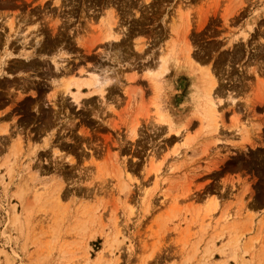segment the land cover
<instances>
[{"label":"rangeland","instance_id":"rangeland-1","mask_svg":"<svg viewBox=\"0 0 264 264\" xmlns=\"http://www.w3.org/2000/svg\"><path fill=\"white\" fill-rule=\"evenodd\" d=\"M109 10L120 62L96 38ZM175 40L194 61L171 59L154 90ZM42 45L111 81L70 103L50 54L26 56ZM0 47V264H264V0H0ZM208 68L235 98L214 132L191 100Z\"/></svg>","mask_w":264,"mask_h":264},{"label":"bare ground","instance_id":"bare-ground-1","mask_svg":"<svg viewBox=\"0 0 264 264\" xmlns=\"http://www.w3.org/2000/svg\"><path fill=\"white\" fill-rule=\"evenodd\" d=\"M106 15H107L106 17H100L98 19L99 20L98 21L99 31H97L96 38L106 40L105 43H107V45L104 49L105 50L107 49L108 51L104 52V56L108 57L109 59L112 57V60H116L117 62H120L121 60H123V59H121V58H123L122 57L123 54L121 53V47H119L116 43L119 42V35H120L119 33L123 32L124 30H123V27H121L120 30L119 29L117 30V29H114V27L112 26L114 24H117V22L115 21L116 20L115 15H113V12L111 10L107 11ZM112 15L114 16L115 19H113ZM182 20H183V18L179 17V20L176 22V24H174L171 27L169 35H176V37L180 36V30L182 28V26H181ZM113 43H115V45H113ZM175 43H177L176 40L171 42V43H166V45L161 49L160 54L157 56V60H156V64H155L156 69L154 72H152L149 75L150 84L154 90H158V88L160 87L159 82L157 81V78L159 76H161L163 73L167 72V70H168L167 66H168V63L171 61V59L177 57L178 55L180 56L178 58L184 57L183 56V54H184L186 56L184 58L187 59L186 61L190 64V66L192 64L189 61L190 60L194 61L189 56V53H188L189 51L187 49V46H188L187 43H185L183 49H181V50L176 48ZM77 44L79 46H82L81 39L77 41ZM60 45H61V47L65 46L64 44H60ZM139 45H141V43L138 40H136L133 42L132 48L134 50H136V49H138ZM62 49L63 48H58L55 46H45L44 47L42 45L39 47H35L33 49V52L32 51L27 52L26 56L31 57L34 54V52H35V54H37V52H39V51L40 52L46 51L48 54H50L51 57L49 58V62H51L52 66L54 68V74L57 76V77L53 78L52 85L54 87H57L58 89H62L63 91H61V93L63 95L66 93V95H67L66 97L71 101L70 103H73L76 106H78V105L82 104V102L85 100L84 98L82 100L81 95H84V94L79 89L82 85L87 87V88H96V89H98V92L100 94H102V92L104 91V85L109 83L111 81V78H108V77L100 78L99 74L93 73V72H85V77H82L81 75H78V76L73 75L69 71V67H67L63 63V62H65V60L60 58V56L64 53V52H61ZM0 52H1V49H0ZM58 52H60L59 55H57ZM18 62L19 61H16L17 64H21ZM23 65L24 66L19 65L20 68L17 66L19 68L18 70H22V67L27 66V68L29 69L28 71L34 70L35 72H37L36 71L37 67H35V64H33V62L32 63L27 62ZM12 68H9V70ZM15 69H16V67H15ZM18 70H17V72H18ZM20 72H23V71H20ZM203 72H204L202 74L203 78L201 79L202 87L199 86V87H201L200 89L197 90L195 88L194 91H192L193 93H192L191 100L193 101L194 106L198 109V112H199L198 115H199L200 119L204 120L207 123V125L209 127H211L212 132H214L217 130L218 119L221 116L219 113V110H218V106H220L219 104H221L222 100L219 97L225 96L224 92H226L227 99H230L231 104L234 103L235 98L233 97L232 91L228 92V90L224 91V89H222L223 88L221 85L222 83L219 80L221 78H217L215 76L216 74H214V71L209 70V68H208V69H205ZM83 80L85 82L81 83ZM16 83L14 81V84H12V86H10V87H13L12 90L14 89L15 93H18V94L20 93V92H17L18 90L23 92L27 89V85H30L28 83H27V85H25V84L17 85ZM15 84L18 87L15 86ZM71 88H73L72 91H71ZM263 94H264V91H263ZM50 97L55 98V93ZM62 97H64V96H62ZM67 98H65V99H67ZM57 100L58 99L56 97V101ZM61 100L63 101V98ZM55 105H56V103H53L54 107H55ZM153 122H155L158 125L167 126V129L169 130V132H174V134L179 133V131H177V130L174 131L171 129L170 117L168 114H166L164 112L161 113L159 111H155V114L153 116ZM258 131H259V128H258ZM239 132H240V136H242V135L245 136V138L243 139L244 143L250 142L251 138L248 135V131L241 129ZM130 133L132 134V136L136 135L135 127H132L130 129ZM252 145H253V143L251 142V146ZM215 207L216 206L214 205L213 202H208V201L206 202L205 201V205L202 209V212H203L202 215L208 216V217H210V215L213 216L214 214L212 215V212L213 211L215 212ZM195 209H197L196 213L200 212V211H198V209H199L198 207ZM228 213H230V212H228ZM225 214L226 213L220 212V215L218 218L223 219ZM197 215H200V214L198 213ZM203 216H200V217H203ZM216 221H218V219ZM223 221L225 224H229L230 230L235 229V221L228 222L225 219H223ZM236 241H237V239H234L233 241L230 242V243H233L232 246L235 245ZM100 257H102V255Z\"/></svg>","mask_w":264,"mask_h":264}]
</instances>
